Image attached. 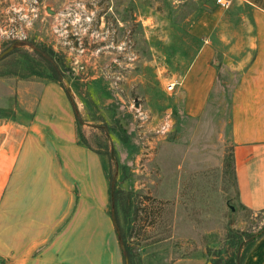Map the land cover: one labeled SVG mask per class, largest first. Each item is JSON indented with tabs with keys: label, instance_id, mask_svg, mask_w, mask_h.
<instances>
[{
	"label": "rangeland",
	"instance_id": "obj_1",
	"mask_svg": "<svg viewBox=\"0 0 264 264\" xmlns=\"http://www.w3.org/2000/svg\"><path fill=\"white\" fill-rule=\"evenodd\" d=\"M237 6L209 34L215 80L189 117L180 82L200 46L190 26L215 0H0V55L9 50L0 58V264H29L42 249L27 232L30 206L3 204L2 194L50 84L71 105L78 141L101 161L100 208L121 264L241 262L264 231V210L243 206L236 184L229 102L251 57V21ZM98 220L93 254L108 243ZM70 250L68 264L77 260Z\"/></svg>",
	"mask_w": 264,
	"mask_h": 264
},
{
	"label": "crops",
	"instance_id": "obj_2",
	"mask_svg": "<svg viewBox=\"0 0 264 264\" xmlns=\"http://www.w3.org/2000/svg\"><path fill=\"white\" fill-rule=\"evenodd\" d=\"M230 3L246 8L251 21V33L243 40L250 51V61L243 66L229 102L232 138L236 144L234 166L238 199L246 208L262 211L264 0H230ZM213 8L205 9L190 26V33L200 46L180 82L185 92L183 113L189 117L198 115L215 80L214 68L210 65L214 48L209 34L220 22L223 9L228 8L219 5L215 10ZM26 127L21 150L11 166L9 190L4 191L2 198L6 205L30 206L27 232L29 237L36 238L34 250L39 249L37 246L42 249L39 255L30 256L29 264H68L70 249L71 257L77 260L69 264H94L95 259L103 257L109 264H121L112 224L100 208L108 199V184L101 161L78 141L71 105L59 86H45ZM29 173L34 176L30 175L28 180ZM99 195H102L101 199ZM74 205L77 206L76 211L68 220L69 208ZM54 207L58 208L55 210ZM101 216L107 223L105 238L108 243L93 254L90 252L94 242L92 236L97 233L95 229ZM49 237L53 239L48 240ZM34 250L30 247V254ZM241 264H264V233L248 247Z\"/></svg>",
	"mask_w": 264,
	"mask_h": 264
},
{
	"label": "built area",
	"instance_id": "obj_3",
	"mask_svg": "<svg viewBox=\"0 0 264 264\" xmlns=\"http://www.w3.org/2000/svg\"><path fill=\"white\" fill-rule=\"evenodd\" d=\"M217 5H219L222 8H228L230 5V0H215ZM173 87V85L171 86Z\"/></svg>",
	"mask_w": 264,
	"mask_h": 264
},
{
	"label": "water",
	"instance_id": "obj_4",
	"mask_svg": "<svg viewBox=\"0 0 264 264\" xmlns=\"http://www.w3.org/2000/svg\"><path fill=\"white\" fill-rule=\"evenodd\" d=\"M8 51H9V50L3 52V53L0 55V58H1L2 56H4ZM125 264H128L127 259H125Z\"/></svg>",
	"mask_w": 264,
	"mask_h": 264
},
{
	"label": "trees",
	"instance_id": "obj_5",
	"mask_svg": "<svg viewBox=\"0 0 264 264\" xmlns=\"http://www.w3.org/2000/svg\"><path fill=\"white\" fill-rule=\"evenodd\" d=\"M263 233H264V231H262L258 236H260V235L263 234ZM258 236H257V237H258ZM241 261H242V260H241ZM239 264H241V262H240Z\"/></svg>",
	"mask_w": 264,
	"mask_h": 264
},
{
	"label": "flooded vegetation",
	"instance_id": "obj_6",
	"mask_svg": "<svg viewBox=\"0 0 264 264\" xmlns=\"http://www.w3.org/2000/svg\"><path fill=\"white\" fill-rule=\"evenodd\" d=\"M36 3V1H34Z\"/></svg>",
	"mask_w": 264,
	"mask_h": 264
}]
</instances>
